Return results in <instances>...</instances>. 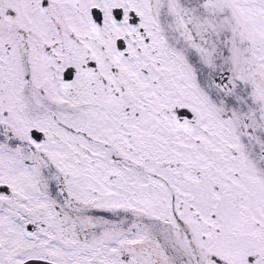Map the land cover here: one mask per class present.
I'll use <instances>...</instances> for the list:
<instances>
[{
    "label": "snow or ice",
    "instance_id": "6c2138e0",
    "mask_svg": "<svg viewBox=\"0 0 264 264\" xmlns=\"http://www.w3.org/2000/svg\"><path fill=\"white\" fill-rule=\"evenodd\" d=\"M0 264H264V0H0Z\"/></svg>",
    "mask_w": 264,
    "mask_h": 264
}]
</instances>
